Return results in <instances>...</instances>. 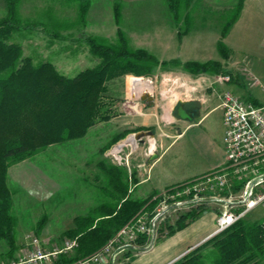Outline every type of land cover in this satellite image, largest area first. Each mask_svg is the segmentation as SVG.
Segmentation results:
<instances>
[{
    "label": "rangeland",
    "instance_id": "rangeland-1",
    "mask_svg": "<svg viewBox=\"0 0 264 264\" xmlns=\"http://www.w3.org/2000/svg\"><path fill=\"white\" fill-rule=\"evenodd\" d=\"M115 2V0H22L18 9L22 21L32 20L48 24L52 18L68 27L61 31L66 39L53 41L37 32L32 35L14 33L9 38V43L20 45L23 56L31 57L34 64L50 62L60 74L73 78L80 72L94 68L102 62V59L93 54L90 47L83 41L86 37L91 36L103 39L107 43H115L117 30L120 27L133 47L146 49L148 47L156 51L157 32L162 27L175 32L174 35L178 40L186 35L183 32L187 28L190 32L203 29L207 33L203 35L206 39L201 44L193 45L195 48L185 46L187 54L195 52L193 55H188L189 58L196 59L198 62L220 61L236 77V81L219 82L217 78L220 75L195 77L176 68L173 70L174 77L179 76L182 81L188 78V86L197 87V90L192 91L189 97L195 99V104H199L198 100L203 96L212 97L213 92L218 94L227 90L238 95L242 100H246L249 95L264 103V91L260 87L251 85V77H257L264 85V0H247L243 19L232 32V29L230 30L231 36L224 40L225 44L233 50L228 61L223 60L217 48L220 39V18L223 13L233 7L237 0H199L192 7L189 23L183 20L186 12H182L181 20L176 22L165 0L119 1L121 3L119 25L116 24L114 17ZM82 5L85 6L84 9ZM6 14L5 2L0 0V18ZM143 37L148 39L141 41ZM177 47H180L179 42ZM153 54L156 55L154 52ZM158 70L155 76L158 72L162 74L160 73L162 70ZM132 77L136 76L122 75L112 78L106 84L108 87L106 100L110 101V98L112 103L109 105L110 113H112L110 119L97 122L81 139L47 147L38 154L21 159L10 167L8 185L13 201L12 215L16 222V241L21 249L31 241L32 237L41 235L50 236L63 247L68 239L62 234L75 226L74 219L86 216L91 209L105 200L102 190L107 186L109 167L115 166L122 173H127L129 177L130 173H134L136 177L137 165L142 159L143 149L130 155L132 148L124 144L131 136L125 125L127 118L125 115L129 112L126 104L130 85L132 84V89L136 86L134 80L130 81ZM201 77L205 80H199ZM143 78L144 81L152 78L156 81V77ZM197 80L199 81L196 82ZM158 81L160 82V79ZM210 83L213 85L212 88L205 85ZM176 108L177 105H174L171 113L178 121ZM148 111L151 110L146 105L145 112ZM220 118L221 111L212 112L203 120L199 130L182 135L173 143L172 140L164 139L160 150V153L164 152L163 159L153 171L152 182L156 181V177L165 170L177 169L174 167H181L180 175L188 172L191 162L200 157L198 149L191 143L192 138L198 131L209 130L208 127L212 124L213 133L218 138L221 133ZM174 126L166 123L163 128L167 133L174 132L176 131L173 129ZM117 138L120 139L108 148ZM121 176L126 181L125 176ZM181 178H189V175ZM127 181L129 185H134V181L129 178ZM152 182L138 188L134 187L131 197L139 200L150 197L154 194L150 189ZM159 201L161 200L153 202L155 203L153 209L146 207L143 211L150 213L157 207L160 208ZM213 210H217L219 216L220 204L207 202L200 206L182 207L177 211L171 209L158 223L155 237L153 239L149 236L144 237L141 240L142 243L138 242L137 245L152 251L175 234H171L170 229L177 228L179 217L192 211L197 214L184 221L188 227L194 221L197 222L196 220L204 212ZM44 216H47V222L37 234L38 222ZM245 218L250 222L263 221L264 206L255 208ZM195 248L191 247L183 254ZM5 252V247L0 246V264L17 260L18 250L11 259L5 256ZM140 252L136 248L127 253H132L134 256ZM174 261L175 259H172L167 264H172ZM119 262L120 257L116 260L117 264Z\"/></svg>",
    "mask_w": 264,
    "mask_h": 264
},
{
    "label": "trees",
    "instance_id": "trees-1",
    "mask_svg": "<svg viewBox=\"0 0 264 264\" xmlns=\"http://www.w3.org/2000/svg\"><path fill=\"white\" fill-rule=\"evenodd\" d=\"M21 1L4 0L7 14L0 18V246L5 247V256L10 259L19 249L16 222L12 215V195L8 185L10 167L47 147L81 139L97 122L110 119L112 113L109 105L112 103L110 98V101L106 100V84L112 78L126 74L150 77L158 69L166 71L178 68L193 76L224 75L230 76V81H236V77L220 61H161L146 49L134 48L120 27L115 43L86 37L83 41L102 62L73 78L66 77L50 62L34 64L31 57L23 56L20 45L9 43V38L14 33L32 35L37 32L53 41L66 39L61 31L68 27L52 18L48 24L22 21L18 14ZM165 1L175 21L179 22L181 13L186 12L183 20L187 23L191 20L192 7L199 2ZM244 3L245 0H237L220 18L217 48L224 61H228L233 54L224 40L240 19ZM84 8L82 5V9ZM120 8L121 3L116 1L114 17L117 25L121 18ZM188 32L190 30L187 28L183 33ZM246 100L259 105L249 95ZM119 139H115L108 148ZM121 175L125 176L126 181ZM107 178V186L102 190L105 200L86 216L76 217L75 226L62 234L70 241L76 240L77 246L73 248L69 258L62 253L58 264H71L91 256L144 208L155 207V201L151 200L156 194L145 200L131 197L127 180L129 178L136 184L134 173L129 177L127 173L111 166L108 168ZM196 215L192 211L179 217L177 228L171 227L170 233L184 229V221ZM46 222L47 216L40 219L37 234ZM172 264H264L263 221L250 222L243 218Z\"/></svg>",
    "mask_w": 264,
    "mask_h": 264
},
{
    "label": "crops",
    "instance_id": "crops-1",
    "mask_svg": "<svg viewBox=\"0 0 264 264\" xmlns=\"http://www.w3.org/2000/svg\"><path fill=\"white\" fill-rule=\"evenodd\" d=\"M246 2L247 0H245L244 9L241 13L240 19L235 23L231 32L233 31L235 26H238L240 21L243 19L244 13L246 11ZM231 32L229 33L228 37L231 36ZM174 33L175 32H172L171 30L162 27L157 32L158 35L156 51L148 47L147 49L144 47L139 48L146 49L151 53H156L155 56L161 61H169L173 59L179 60L181 62L198 61L196 59L189 58L188 55H193L195 52L192 51L191 53L187 54L188 51H185V46L188 45V47H192L193 45L197 46L201 44L206 39L204 36L207 32L203 31V29L194 30L188 32L179 40L175 37ZM143 39L141 41L147 40L148 37H143ZM178 42L180 43V47H177ZM193 47L195 48V46ZM175 69L176 68H171L166 71L162 70V72H160L162 74H159L158 72L156 73V76L155 74L150 76L156 77V81H154L153 78L149 81H144L143 77L130 78V81L134 80L136 83L145 82V85L138 87L135 86L134 89H132V84L130 85V94L128 102L126 104L129 110V112H126L125 115L127 117L125 123L126 128L131 134V136L134 133L140 131L151 130L155 133L154 137L146 138L143 143L134 142L131 139L124 143L132 148L130 155L143 149V154L141 155L142 159L137 165L138 169L136 170L137 183L134 185H130V193L132 192V189L134 187L138 188L152 182L153 171L163 159L164 152L160 153V150L163 147L164 139L172 140L173 143L182 135L199 130L201 124L203 123V120L206 119L209 114L218 110L221 111V133L219 137L216 138V135H214L213 133V124L208 127L209 130L198 131L195 137L192 138L191 143L198 149L200 157L195 161L191 162V167L189 168L190 170H188V172H184L182 175H180L182 173L181 167H174V169H177L173 171L163 170L164 173L156 177V181L152 182L150 189H152L154 194L160 195L173 185L180 184L193 178L205 175L215 169L221 168L225 163V149L223 143L225 127L223 123V112L219 108V97L223 92L227 90L218 94L217 92H213L212 97L203 96L201 99H199L198 102L202 106V108L201 113L199 117H197V119L182 120L177 117L179 119L177 121L171 113L173 110V106L177 105L178 108L180 104H184V106H186L187 104H191V106L196 105V101H194L195 99H191V97L189 96L191 95L192 91L197 90V87H189L188 78H184L185 80L182 81L179 76L174 77L173 70ZM200 76L208 75L204 74L195 77ZM158 79H160V82L158 81ZM203 79L205 80V78L201 77L199 80ZM199 80H197L196 82H198ZM205 85L208 88L213 87L211 83L210 85ZM145 94H148L150 97H152V101L142 100V97ZM255 100L259 103V106H264L263 102H260L257 99ZM213 103L216 104L213 105ZM146 105L149 106V109L151 111L145 112ZM159 110H161V112H159ZM166 123L175 125L173 129L176 131L168 133L165 132L163 127ZM153 155H157V158L154 160H152ZM145 162L148 164H146ZM188 175L189 178H181L187 177ZM217 213V210H213L211 212H204L202 216H200L196 220L197 222L194 221L188 227L176 231L172 237L166 239L163 243L157 245L156 248L152 251H147L144 247L136 245L134 249L138 248V250H140L141 252L136 255L134 254V256L132 255V253L127 252L125 254L119 255V264H167L170 263L172 259H175V261H177L188 253L187 252L186 254H183L187 251V249H191V247H198L200 244L204 243L205 241L214 236L217 229ZM37 238L39 240V246L45 253H53L56 250L62 249V246L59 245V242L57 244V241L51 239L50 236L46 237L45 235H41ZM18 246V254L16 255L17 260H19L20 257H22L24 254L32 252L34 250V246L31 244V241L27 242L26 246L22 249L20 248L19 244ZM72 251L73 250L60 252L52 256L49 261H43L38 264H58L57 261L59 260V257L62 253L66 254L69 258L72 254ZM89 257L78 260L71 264H92L86 261ZM166 258L169 259L165 260Z\"/></svg>",
    "mask_w": 264,
    "mask_h": 264
},
{
    "label": "built area",
    "instance_id": "built-area-1",
    "mask_svg": "<svg viewBox=\"0 0 264 264\" xmlns=\"http://www.w3.org/2000/svg\"><path fill=\"white\" fill-rule=\"evenodd\" d=\"M228 80L230 76L220 75L217 78L219 82ZM251 82L253 87H260L264 91V85L257 77H251ZM219 100L225 127L224 165L169 187L153 199L161 200L160 208L150 213H138L101 249L87 258V262L117 264V257L134 249L139 240L155 237L158 223L171 209L177 211L182 207H195L207 202L220 204L216 235L245 218L255 208L264 206V106L242 100L230 91L223 92ZM30 240L34 250L10 264H38L77 246L76 240H68L62 249L45 253L37 237Z\"/></svg>",
    "mask_w": 264,
    "mask_h": 264
},
{
    "label": "water",
    "instance_id": "water-1",
    "mask_svg": "<svg viewBox=\"0 0 264 264\" xmlns=\"http://www.w3.org/2000/svg\"><path fill=\"white\" fill-rule=\"evenodd\" d=\"M142 100L144 101H152V97H150L148 94H145L142 97ZM177 115L182 120H192V117L188 115V112L186 111L184 104H180V106L177 108ZM155 133L151 130L148 131H140L137 133H134L130 139L134 142L143 143L144 140L148 137H154ZM157 155H153L152 160L156 159Z\"/></svg>",
    "mask_w": 264,
    "mask_h": 264
},
{
    "label": "flooded vegetation",
    "instance_id": "flooded-vegetation-1",
    "mask_svg": "<svg viewBox=\"0 0 264 264\" xmlns=\"http://www.w3.org/2000/svg\"><path fill=\"white\" fill-rule=\"evenodd\" d=\"M188 106V107H186ZM186 106H184L188 112V115L192 117V119H197V117H199L200 113H201V108L202 106L200 104H196L194 106H191V104H187ZM176 115H177V110H176ZM178 117V115H177Z\"/></svg>",
    "mask_w": 264,
    "mask_h": 264
},
{
    "label": "bare ground",
    "instance_id": "bare-ground-1",
    "mask_svg": "<svg viewBox=\"0 0 264 264\" xmlns=\"http://www.w3.org/2000/svg\"><path fill=\"white\" fill-rule=\"evenodd\" d=\"M142 82V81H141ZM145 83V82H144ZM144 83H140V82H138V83H136V87H138V86H144L145 84Z\"/></svg>",
    "mask_w": 264,
    "mask_h": 264
}]
</instances>
